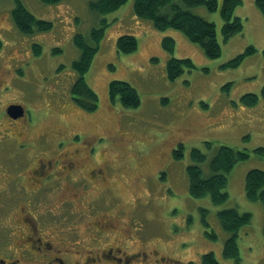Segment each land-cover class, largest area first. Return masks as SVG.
Returning a JSON list of instances; mask_svg holds the SVG:
<instances>
[{
    "label": "rangeland",
    "instance_id": "374dc122",
    "mask_svg": "<svg viewBox=\"0 0 264 264\" xmlns=\"http://www.w3.org/2000/svg\"><path fill=\"white\" fill-rule=\"evenodd\" d=\"M21 1L37 19L53 23V28L32 34L18 30L12 17L17 0H0V71L15 69L17 79L11 96L32 112L37 131H42L43 125L65 131L81 129L84 134L76 132L71 138L79 141L90 137L93 151L104 150L107 160L117 157L115 165L120 169L112 193L100 199L95 188L90 190L96 216L119 212L121 230L144 235L142 250L152 256L148 264L162 256L181 264H200L208 252H213L220 264H236L224 257L229 233L221 228L218 213L238 208L253 218L239 232L237 264H264V206L248 198L245 184L248 171L264 170V156L254 151L264 147V15L257 0H242L236 8L234 17L241 18L244 29L228 41L221 32L223 0L216 11L205 6L190 8L216 24L222 46L218 58L207 57L201 45L180 30L161 31L136 15L134 0L108 14L95 9L93 4L98 0ZM104 26L100 50L85 76L98 94L99 107L87 113L76 104L72 91L78 79L73 64L82 56L74 37L81 34L93 46L92 30ZM121 35L135 36L138 50L120 54L117 41ZM164 37L175 41L172 54L162 44ZM36 44L41 47L40 54L35 51ZM252 45L256 52L240 66L225 67ZM173 57L190 59L194 67L183 66L174 80L167 68ZM112 80L130 83L138 91L141 105L126 108L119 100L113 102L109 92ZM254 93L260 96L258 104L251 107L242 102L243 95ZM206 142L214 147L207 148ZM180 143L185 155L176 159L173 150ZM223 145L250 154L229 173V199L214 204L208 195L192 197L187 176L191 149L202 148L208 154L203 170L210 176L209 161ZM75 205H64L60 213L64 215L65 236L72 234L70 239L76 238L75 227H81L80 235L85 236L83 231L92 216L86 215L88 204H83L80 212ZM208 232L217 238L209 237ZM129 244L139 245L137 240Z\"/></svg>",
    "mask_w": 264,
    "mask_h": 264
},
{
    "label": "flooded vegetation",
    "instance_id": "af4514ba",
    "mask_svg": "<svg viewBox=\"0 0 264 264\" xmlns=\"http://www.w3.org/2000/svg\"><path fill=\"white\" fill-rule=\"evenodd\" d=\"M16 79L15 69L0 71V264H148L152 256L142 250L144 235L121 230L119 212L94 213L90 190L95 188L100 199L112 193L117 157L107 160L104 150L93 151L88 136L72 139L73 133L84 134L81 129L43 125L37 131L32 112L11 96ZM14 105L23 111L10 112ZM75 204L79 212L88 204L86 215L92 216L85 236L75 227L76 238L70 239L60 213L64 205ZM171 262L181 264L163 256L153 264Z\"/></svg>",
    "mask_w": 264,
    "mask_h": 264
},
{
    "label": "trees",
    "instance_id": "16d2710c",
    "mask_svg": "<svg viewBox=\"0 0 264 264\" xmlns=\"http://www.w3.org/2000/svg\"><path fill=\"white\" fill-rule=\"evenodd\" d=\"M64 0H41L46 4L60 3ZM127 0H98L93 4L96 10L102 14H108L118 10L125 5ZM242 3V0H223L220 11L222 13L224 24L221 32L223 39L228 41L232 36L240 34L244 29V23L240 17H234L236 8ZM257 8L264 15V0L256 1ZM195 6H205L210 11H216L220 6V0H134V12L139 17L150 20L161 31L166 29H178L195 44H200L205 55L210 58H218L221 55L222 46L218 41L217 27L214 22L206 21L200 15L191 12L190 8ZM13 19L18 30L24 33H34V31L43 32L51 30L53 23L46 20L37 19L32 12L26 8L21 0H17V5L14 8ZM106 26V25H105ZM105 26L98 29H93L91 37L93 38V46L86 43L81 34H76V44L82 49V56L74 62V70L78 73L72 91L74 101L78 106L84 109L87 113L94 112L99 107L98 94L85 81V76L93 63L94 57L98 54L100 44L104 39ZM163 46L172 54L175 50V41L171 37H164ZM2 42L0 41V47ZM35 51L41 53V47L36 44ZM118 52L131 54L138 50V40L133 35H121L117 41ZM256 48L252 45L246 48L241 55L231 59L225 67H237L241 65L246 57L254 54ZM264 52V50H263ZM193 62L190 59L173 57L167 62L169 76L176 79L183 71V66L193 68ZM109 92L112 101L119 100L122 106L126 108H134L141 105L138 91L131 86L127 81L112 80L109 85ZM264 97V88L262 89ZM242 102L247 106L258 104L260 96L256 93L245 94L241 98ZM209 149L214 147L211 142H206ZM184 145H180L173 155L176 159L184 157ZM255 153L264 156V147H258L254 150ZM213 158L209 161L210 176H206L203 170V163L207 161L208 154L201 148L194 147L191 149L192 163L187 168V176H189L190 194L195 198L211 197L214 204H223L229 199L227 184L229 173L235 167L237 162L244 161L250 157L247 150L242 151L233 149L227 145L219 146L214 151ZM246 176V195L251 201H260L264 206V170H250ZM221 228L229 236L224 243L223 251L226 259L232 258L239 262V232L249 225L252 221L251 213L241 212L237 208H228L218 213ZM208 225L207 221L205 222ZM207 235L213 239L217 238L215 234ZM236 262V264H237ZM203 264H219L215 254L208 252L202 257Z\"/></svg>",
    "mask_w": 264,
    "mask_h": 264
},
{
    "label": "water",
    "instance_id": "95a60500",
    "mask_svg": "<svg viewBox=\"0 0 264 264\" xmlns=\"http://www.w3.org/2000/svg\"><path fill=\"white\" fill-rule=\"evenodd\" d=\"M9 111L11 112V111H15V112H20V111H23V109H22V107H20V106H18V105H14V106H10V108H9Z\"/></svg>",
    "mask_w": 264,
    "mask_h": 264
}]
</instances>
